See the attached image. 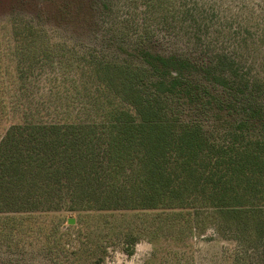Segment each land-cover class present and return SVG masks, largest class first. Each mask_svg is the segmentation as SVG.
<instances>
[{
    "label": "trees",
    "instance_id": "16d2710c",
    "mask_svg": "<svg viewBox=\"0 0 264 264\" xmlns=\"http://www.w3.org/2000/svg\"><path fill=\"white\" fill-rule=\"evenodd\" d=\"M112 5L98 0L109 12ZM173 9L174 0H145L152 19L166 12L164 27ZM12 21L14 46L0 49V119L9 122L0 135V238L10 262L27 263L33 235L44 248L34 264H102L108 240L122 237L109 221L92 251L32 225L36 214L68 212L137 215L125 251L145 239L155 253L149 264H215L196 256L208 229L230 245L218 264H264L260 73L234 52L154 51L157 19L118 53L104 45L127 35L118 23L101 47L78 48L29 20ZM168 233L174 244L160 259Z\"/></svg>",
    "mask_w": 264,
    "mask_h": 264
},
{
    "label": "rangeland",
    "instance_id": "374dc122",
    "mask_svg": "<svg viewBox=\"0 0 264 264\" xmlns=\"http://www.w3.org/2000/svg\"><path fill=\"white\" fill-rule=\"evenodd\" d=\"M111 1L113 5L109 12L98 6V0H0V25L5 27L0 37L5 46L0 49L9 53L10 45L14 46L10 26L13 25L12 19L16 17L29 20L35 27L44 29L54 41H64L78 48L101 47V43H106L104 37L109 33L111 26L118 23L127 35L117 33L115 42L110 37V42L104 44L109 53H118L117 49H122L121 47L128 49L127 43L131 37L136 33L145 35V25L156 27V19L162 22L167 18L166 12L154 11L155 19H152L151 14L145 13V0ZM173 10L175 11L168 17L170 24L164 27L162 22L153 36L154 51H176L182 54L198 52L199 55L207 54L209 58L220 53H230L233 56L234 52L245 70L260 73L259 78L264 79V0H174ZM122 37H126L123 45ZM0 121L1 135L6 126H9V122L6 119ZM67 121L75 119L68 118ZM33 217V226L41 225L45 232H66L65 239L71 247H78L80 241L82 245L87 244L91 251L103 233L108 232L105 226L107 221L117 226L122 237L108 240L109 247L104 248L107 253L102 264H149L155 255L153 245L145 239L139 240L133 246L132 255L125 251L124 234L132 226L141 224L137 215L123 216L117 213L114 217L106 219L92 214L52 212L36 214ZM71 219L75 221L73 225L69 224ZM6 221L0 218V230L3 234H7L5 228L2 229ZM205 233L206 238L197 244L200 253L196 256L198 260L202 258L205 263L212 260L218 264L220 261L214 259L230 245L219 240L213 229H208ZM0 237L3 235L0 234ZM30 237L27 236L26 240L29 241ZM172 237L173 235L168 233L158 241V246L163 247L162 252H158L160 259L174 244ZM1 238L0 264L20 263L18 259L10 262L6 242ZM31 239L33 242H28L31 247L26 245V248L32 251L26 264L38 263V260L34 259V253L37 249L44 251L33 235ZM42 256H39V259L42 260Z\"/></svg>",
    "mask_w": 264,
    "mask_h": 264
},
{
    "label": "water",
    "instance_id": "95a60500",
    "mask_svg": "<svg viewBox=\"0 0 264 264\" xmlns=\"http://www.w3.org/2000/svg\"><path fill=\"white\" fill-rule=\"evenodd\" d=\"M75 223V221L73 220V219H71L70 221H69V224H71V225H73Z\"/></svg>",
    "mask_w": 264,
    "mask_h": 264
}]
</instances>
